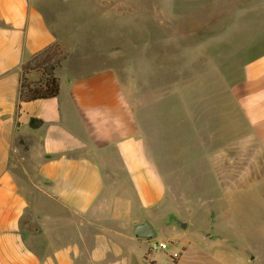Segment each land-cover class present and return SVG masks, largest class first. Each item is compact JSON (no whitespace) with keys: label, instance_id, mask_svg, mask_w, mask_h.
Masks as SVG:
<instances>
[{"label":"crops","instance_id":"crops-1","mask_svg":"<svg viewBox=\"0 0 264 264\" xmlns=\"http://www.w3.org/2000/svg\"><path fill=\"white\" fill-rule=\"evenodd\" d=\"M57 6L0 0V264H212L215 258L264 264V246L251 248L247 259H223L216 251L223 238L212 233L213 209L197 232L200 248L191 240L181 246L163 235L155 239L161 231L177 236L189 229L190 215L182 208L195 197L189 189L196 179L204 192L212 183L223 190L229 163L237 170L264 168V49L230 86L234 114L213 112L211 96L189 102L194 120L187 140L180 141L183 133L172 123V147L160 138L154 148L132 99L130 73L125 81L114 59L93 62L77 34L49 19ZM55 42L66 52L56 70L59 94L18 107L22 65ZM115 53L111 48L105 54ZM176 107L173 101V122ZM33 118L42 125L33 128ZM223 137H233L234 145L223 146ZM146 220L156 237L134 234ZM155 242H167V248L153 249Z\"/></svg>","mask_w":264,"mask_h":264},{"label":"rangeland","instance_id":"rangeland-1","mask_svg":"<svg viewBox=\"0 0 264 264\" xmlns=\"http://www.w3.org/2000/svg\"><path fill=\"white\" fill-rule=\"evenodd\" d=\"M56 3L49 19L77 34L94 55L93 62L103 65L114 59L125 81L130 73L132 99L154 148L160 138L172 147V123L183 133L180 141L187 140L192 116L194 120L187 111L194 107L189 102L211 96L213 112L221 111L225 118L234 114L230 86L241 78L246 61L264 49V0H46ZM111 48L114 58L105 54ZM41 77L40 71L30 74L31 80ZM173 101L180 107L175 122ZM234 141L223 137V146ZM164 164L171 178L170 158ZM229 166L223 168V190L212 183L204 192L199 179L190 187L195 197L182 208V215H190L189 229L178 230L177 236L161 231L155 239L163 235L171 245L180 240L181 246L191 240L200 248L197 232L207 225L206 211L213 209L212 233L223 238V247L212 250H221L223 259H247L251 248L264 246V178L255 179L264 175V168L252 172ZM215 259L212 264H223Z\"/></svg>","mask_w":264,"mask_h":264},{"label":"trees","instance_id":"trees-1","mask_svg":"<svg viewBox=\"0 0 264 264\" xmlns=\"http://www.w3.org/2000/svg\"><path fill=\"white\" fill-rule=\"evenodd\" d=\"M64 57L60 44L55 42L22 65L18 107L22 101L55 97L59 94L60 86L56 70ZM35 70L42 74L39 80L30 79V74ZM42 123V120L33 118L30 125L37 128ZM21 143L24 141L21 140Z\"/></svg>","mask_w":264,"mask_h":264},{"label":"water","instance_id":"water-1","mask_svg":"<svg viewBox=\"0 0 264 264\" xmlns=\"http://www.w3.org/2000/svg\"><path fill=\"white\" fill-rule=\"evenodd\" d=\"M175 222L181 228H186V223L182 220L176 219ZM134 234L139 238L150 239L157 236V230L155 226L148 220L138 223L134 227Z\"/></svg>","mask_w":264,"mask_h":264},{"label":"built area","instance_id":"built-area-1","mask_svg":"<svg viewBox=\"0 0 264 264\" xmlns=\"http://www.w3.org/2000/svg\"><path fill=\"white\" fill-rule=\"evenodd\" d=\"M167 248V242H155L153 244V249L165 250Z\"/></svg>","mask_w":264,"mask_h":264}]
</instances>
